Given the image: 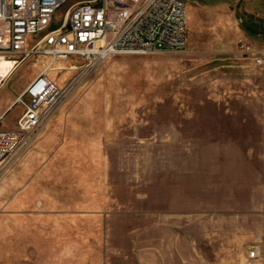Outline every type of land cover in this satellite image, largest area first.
I'll return each instance as SVG.
<instances>
[{
    "label": "rangeland",
    "instance_id": "374dc122",
    "mask_svg": "<svg viewBox=\"0 0 264 264\" xmlns=\"http://www.w3.org/2000/svg\"><path fill=\"white\" fill-rule=\"evenodd\" d=\"M185 2L180 51L47 70L76 82L0 166V264H264V0ZM50 60L20 63L0 112Z\"/></svg>",
    "mask_w": 264,
    "mask_h": 264
},
{
    "label": "built area",
    "instance_id": "2783aa9c",
    "mask_svg": "<svg viewBox=\"0 0 264 264\" xmlns=\"http://www.w3.org/2000/svg\"><path fill=\"white\" fill-rule=\"evenodd\" d=\"M187 32L185 0H0V61L18 67L35 55L51 58L0 115L1 122L22 107L14 128L0 125V166L26 149L69 95L76 80L62 87L47 74L56 62L81 60L85 75L116 55L180 51ZM32 37L38 40L30 46ZM256 63H264V52ZM5 82L0 72V89Z\"/></svg>",
    "mask_w": 264,
    "mask_h": 264
},
{
    "label": "bare ground",
    "instance_id": "6f19581e",
    "mask_svg": "<svg viewBox=\"0 0 264 264\" xmlns=\"http://www.w3.org/2000/svg\"><path fill=\"white\" fill-rule=\"evenodd\" d=\"M15 63L13 61L2 60L0 61V72L1 75L7 80L9 76L16 69Z\"/></svg>",
    "mask_w": 264,
    "mask_h": 264
},
{
    "label": "crops",
    "instance_id": "0c3cea01",
    "mask_svg": "<svg viewBox=\"0 0 264 264\" xmlns=\"http://www.w3.org/2000/svg\"><path fill=\"white\" fill-rule=\"evenodd\" d=\"M187 12H188V10H187ZM187 34H188V32H187ZM5 110H6V109H5ZM5 110H4V111H5ZM4 111L0 112V115H1ZM7 126H8V125H7ZM15 126H16V123H15ZM15 126H14V127H15Z\"/></svg>",
    "mask_w": 264,
    "mask_h": 264
}]
</instances>
